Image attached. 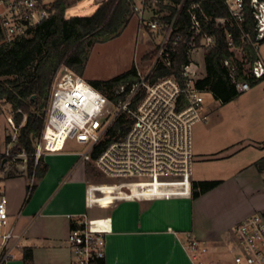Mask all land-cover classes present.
Wrapping results in <instances>:
<instances>
[{
	"label": "built area",
	"instance_id": "1",
	"mask_svg": "<svg viewBox=\"0 0 264 264\" xmlns=\"http://www.w3.org/2000/svg\"><path fill=\"white\" fill-rule=\"evenodd\" d=\"M186 0H181L176 13L146 16V11L156 7L160 0H135L132 11L139 17V24L160 39L150 59L135 63L136 81L120 85L113 99L71 70L60 68L53 81L45 124L34 153L38 163L45 155L63 152L69 142L86 147L77 153L83 162L93 163L106 177L115 181V187L123 189L129 198H155L192 196V176L195 165L193 128L207 119L203 112V90L197 88L202 76V66L194 62L192 54L204 51L206 55L215 45L213 36L204 34L197 46L196 36L202 31V22L195 11L190 10L191 28L194 31L188 49L190 62L183 65L178 75L155 77L160 63L171 68L181 36L175 35L180 13ZM237 23L245 19L244 0H223ZM255 19L256 41L264 39V1L251 0ZM51 13L43 0H0V28L5 43H12L28 31L47 20ZM205 22H209L201 13ZM149 34V35H150ZM229 46L235 49L228 34ZM259 49V43L256 44ZM237 90L243 94L251 87L237 82L235 66L225 61ZM252 75L264 77V63L258 59ZM124 115L127 122L123 134L111 132L116 121ZM14 129L12 142L18 129ZM105 148L94 159L92 154L103 143ZM8 148L5 157L15 161L26 154L13 155ZM27 161V158L25 159ZM0 264H10L15 257L17 236L9 225L7 201L0 204ZM235 247L228 261L216 262L210 258L207 244L190 238L185 250L194 264H264V215L245 218L234 229ZM67 242L73 264H105L107 257L106 233L93 231L88 216L83 214L72 222ZM233 254V255H232Z\"/></svg>",
	"mask_w": 264,
	"mask_h": 264
},
{
	"label": "crops",
	"instance_id": "2",
	"mask_svg": "<svg viewBox=\"0 0 264 264\" xmlns=\"http://www.w3.org/2000/svg\"><path fill=\"white\" fill-rule=\"evenodd\" d=\"M263 46L258 49V58L264 63ZM263 84L264 80L249 91ZM206 117L203 122L208 121L209 115ZM9 120L13 121L11 105L0 101V204L4 197L9 225L17 236L10 264H73L67 238L72 222L83 214L88 216L93 231L106 233L105 264H194L185 250L190 238L207 244L211 260L230 259L228 238L206 225L203 206L198 205L206 194L197 199H192L191 193L132 199L111 179V183L95 182L88 172V162L81 161L77 153L64 151L45 155L42 163L47 172L42 179H34L22 165L10 160L3 164L8 148L15 144L7 143V138L14 135ZM262 122H255L256 128L247 139L264 142ZM251 148L256 152L253 157L240 159L233 170L238 185L228 187V193L248 191L252 197L238 223L253 212L264 215V173L255 166L264 157V145ZM199 149L202 156L219 146L208 143ZM5 230L0 229V236Z\"/></svg>",
	"mask_w": 264,
	"mask_h": 264
},
{
	"label": "trees",
	"instance_id": "3",
	"mask_svg": "<svg viewBox=\"0 0 264 264\" xmlns=\"http://www.w3.org/2000/svg\"><path fill=\"white\" fill-rule=\"evenodd\" d=\"M81 1L83 0H54L48 7L50 17L12 43L4 42L0 28V101L11 105L13 121L18 129L15 144L10 152L13 155L23 152L26 154L28 174L37 180L42 179L47 172V166L43 165L42 159L35 169L34 153L44 129L46 109L57 71L65 68L83 76L91 47L120 35L130 22L135 0H102L93 15L68 18L67 10ZM167 1L166 7L171 15L165 20H169L176 13L175 5L181 0ZM250 1L244 0L245 19L242 23H237L223 0H186L180 13L179 26L174 33L181 36V41L172 67L168 68L160 63L154 76L178 75L181 67L190 62L188 49L194 31L189 14L192 6L196 5L195 11L203 27L200 35L194 39L195 44L199 46L200 38L204 34L215 39L214 47L205 57L206 75L197 81V88L212 93L222 104L229 103L241 95L230 76V69L224 65L225 61L235 66L237 82L248 83L250 87L261 83L264 77L256 79L252 75V68L259 59L256 44L262 45L264 39L256 41V23ZM201 13L210 21L206 23ZM228 34L234 41V50L229 46ZM238 51L241 52L242 59L238 58ZM154 54L155 52L148 54L146 59L152 58ZM135 81L136 70L132 66L130 70L112 79L95 80L90 84L113 99L116 88ZM126 122L125 116L122 115L111 132L123 134L127 130ZM11 142L12 138L8 137L7 143ZM106 144H101L94 151V159ZM255 166L259 172L264 173V157L258 160ZM219 185L220 182L217 181H193L192 199L199 198ZM29 188L32 192L35 185Z\"/></svg>",
	"mask_w": 264,
	"mask_h": 264
},
{
	"label": "rangeland",
	"instance_id": "4",
	"mask_svg": "<svg viewBox=\"0 0 264 264\" xmlns=\"http://www.w3.org/2000/svg\"><path fill=\"white\" fill-rule=\"evenodd\" d=\"M54 0H43L49 7ZM102 0H83L75 3L67 10V17H88L93 15ZM168 1H160L156 7H151L146 11V16L152 18L155 15L168 13L166 8ZM139 24V17L132 11L130 22L121 31L120 35L108 42L97 43L90 49L88 61L84 70L83 79L87 82L95 80H109L126 71L135 63L154 50V43L160 39L154 35H149ZM264 56V46L261 49ZM239 59H242L240 51L237 52ZM205 57L204 51H197L192 54L193 61L200 63L202 76L205 77ZM143 61V60H142ZM203 112L209 115L207 122H200L194 126L193 147L197 153L192 179L195 182L217 181L220 185L207 192L201 200L199 206H203L204 221L208 227L214 228L217 232H222L228 238L229 248L234 245V229L242 213L247 211V206L252 197L248 191L228 193V187L236 188L238 181L233 170L238 167L240 159L248 160L256 153L251 147L259 149V145H264L252 137L255 122L263 123L264 120V84L258 88L239 95L229 103L222 104L216 100L212 93L203 94ZM264 127V126H263ZM214 144L219 146L218 150L211 151L208 155L199 152L204 144ZM227 146V147H224ZM86 147L69 142L66 153L85 152ZM27 156H20L15 161L17 165H22L27 169ZM8 160V158H4ZM39 162L35 161L34 167ZM89 174L95 182L111 183V180L102 174L94 164L88 163ZM34 169V170H35ZM28 171V170H27ZM35 179V178H34ZM115 182V181H113ZM116 190V188H115ZM197 205V204H195ZM241 205L243 208L241 209ZM198 206V207H199ZM197 206H194V208ZM253 214H259L253 212ZM233 255V254H232Z\"/></svg>",
	"mask_w": 264,
	"mask_h": 264
},
{
	"label": "water",
	"instance_id": "5",
	"mask_svg": "<svg viewBox=\"0 0 264 264\" xmlns=\"http://www.w3.org/2000/svg\"><path fill=\"white\" fill-rule=\"evenodd\" d=\"M6 163H7V160H4V161H3V164H6Z\"/></svg>",
	"mask_w": 264,
	"mask_h": 264
}]
</instances>
